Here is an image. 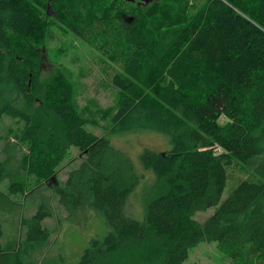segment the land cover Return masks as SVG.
Segmentation results:
<instances>
[{"label": "trees", "instance_id": "trees-1", "mask_svg": "<svg viewBox=\"0 0 264 264\" xmlns=\"http://www.w3.org/2000/svg\"><path fill=\"white\" fill-rule=\"evenodd\" d=\"M47 7L112 70L110 135L150 130L172 145L140 154L161 185L143 222L124 213L138 184L129 158L87 130L63 74L39 83ZM140 12L128 0H0V120L23 123L7 139L33 155L14 168L0 160V218L19 208L12 197L33 192L32 177L36 187L54 176L74 147L82 159L53 188L58 203L67 218L100 212L110 228L78 264H184L201 241L233 264H264V0H203L174 20L167 42L151 37ZM232 169L245 178L230 180ZM228 181L234 187L220 202ZM214 207L205 221L194 219ZM51 216L42 203L21 218L22 236L11 248L0 244V264H62L45 254L50 232L42 223Z\"/></svg>", "mask_w": 264, "mask_h": 264}, {"label": "rangeland", "instance_id": "rangeland-1", "mask_svg": "<svg viewBox=\"0 0 264 264\" xmlns=\"http://www.w3.org/2000/svg\"><path fill=\"white\" fill-rule=\"evenodd\" d=\"M129 2L137 5L142 11L140 13L144 23L146 22V31L151 37L167 42L173 37L174 20L190 16L202 5L203 0H149L148 3L132 0ZM42 17H46L47 31L45 45L40 49L39 83L46 86L56 75L63 74L65 84L70 87V91L67 92L70 107L91 122L87 130L98 137H108L113 149L129 158L138 177V184L127 198L124 213L128 218L143 222L147 205L160 192L161 185L154 173L143 168L140 154L145 149L158 153L169 152L172 145L167 136L150 130L118 136L110 135L112 113H109L110 110H114L117 98V90L111 83L112 70L106 68L97 53L57 23L51 7H47ZM53 98L62 100L60 94H54ZM53 121L57 123L56 119ZM18 128L21 130L23 123H17L15 119L8 117L0 120V135L3 138L0 142V160L12 159V168L20 165L19 163L29 159L30 156L33 157L28 145L19 144L11 137L7 139L10 132H16ZM220 151L219 147H214V153ZM81 159L78 150L71 147L65 159L57 166L54 176L47 178L36 187L33 186L35 178L32 177L28 188L32 186L33 192L27 196L12 197L19 208L12 215L0 218L4 232L0 238V244L8 248L15 246L23 233L19 220L30 217L42 203L49 205L52 210V216L42 223L50 232L45 254L50 255L52 260L61 259L62 264H78L89 241L93 238H101L110 231L104 215L100 212L87 210L67 218L68 213L58 203L53 191L56 185L65 181L68 173L79 165ZM229 178L237 181L245 178V175L232 169ZM233 183L228 181L220 202L227 198L234 187ZM215 210L216 207L198 212L194 215V219L203 222ZM184 264L233 263L217 250L214 242L201 241L189 250Z\"/></svg>", "mask_w": 264, "mask_h": 264}, {"label": "water", "instance_id": "water-1", "mask_svg": "<svg viewBox=\"0 0 264 264\" xmlns=\"http://www.w3.org/2000/svg\"><path fill=\"white\" fill-rule=\"evenodd\" d=\"M128 1H132V0H128ZM139 1H142L144 3H148L149 2V0H139Z\"/></svg>", "mask_w": 264, "mask_h": 264}]
</instances>
